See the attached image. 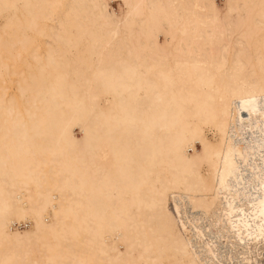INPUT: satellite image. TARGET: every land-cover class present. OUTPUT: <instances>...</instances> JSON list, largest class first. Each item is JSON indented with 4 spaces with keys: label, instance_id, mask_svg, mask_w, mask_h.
Here are the masks:
<instances>
[{
    "label": "bare ground",
    "instance_id": "6f19581e",
    "mask_svg": "<svg viewBox=\"0 0 264 264\" xmlns=\"http://www.w3.org/2000/svg\"><path fill=\"white\" fill-rule=\"evenodd\" d=\"M123 1L0 0V264H264V0Z\"/></svg>",
    "mask_w": 264,
    "mask_h": 264
},
{
    "label": "rangeland",
    "instance_id": "374dc122",
    "mask_svg": "<svg viewBox=\"0 0 264 264\" xmlns=\"http://www.w3.org/2000/svg\"><path fill=\"white\" fill-rule=\"evenodd\" d=\"M215 2L217 4V6L219 7V9L222 12H224L226 0H215ZM107 4H108L107 5L108 12L113 13L116 17H118L120 19L123 18V16L125 15V13L127 12V9H128V6L124 3L123 0H107ZM234 16H235V14H234ZM3 22H4V19L0 18V28L3 24ZM130 28H131V34L136 35L138 30H139L138 26L133 24ZM120 30H121L122 36H124V37L129 36V29H127L123 26H120ZM262 33H263V30H259L256 34V38H259ZM44 40L50 41L51 39L44 37ZM132 41L135 42L136 39L133 38ZM15 49H16V46L14 48V51H15ZM0 53L8 65V70L11 73V78L13 80L21 81L22 75L24 73H26V71H27L25 66H24V63H23L24 58L22 57V55L18 54L17 51H15V53H17L19 55L18 60L15 61L14 58L10 54H8L7 52L4 51L3 48H2ZM31 71L32 72L35 71L33 67H31ZM5 86L6 85L4 83L0 82V96L7 98L12 94H11V90L7 89ZM12 89L15 90V88H12ZM4 118H5V115L4 116L0 115V123H3ZM74 134L76 137L81 136L80 135L81 133H80L78 128H75ZM190 152H191V150H190ZM168 207L170 210L173 209L171 198L168 201ZM48 215H49L48 218H50L52 215V212L48 211ZM23 224L24 223L20 224V226L18 224H16L15 226L18 227L19 229L23 230L24 228H27V225L24 224L25 225L24 226ZM253 250L260 253V259H261V261H264V239L256 240L255 244L253 245Z\"/></svg>",
    "mask_w": 264,
    "mask_h": 264
}]
</instances>
